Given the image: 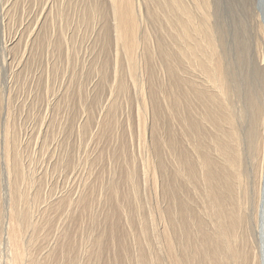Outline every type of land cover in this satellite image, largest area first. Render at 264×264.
I'll list each match as a JSON object with an SVG mask.
<instances>
[{
    "label": "bare ground",
    "instance_id": "obj_1",
    "mask_svg": "<svg viewBox=\"0 0 264 264\" xmlns=\"http://www.w3.org/2000/svg\"><path fill=\"white\" fill-rule=\"evenodd\" d=\"M105 1L107 6L104 5V7L101 0H86L84 2L86 6L80 9H86L81 20L90 23L92 33L98 28L94 35L95 44L108 40L105 43L106 46H104V42L102 43L103 50L108 49L109 42L115 46L112 82L110 84V96L112 94L113 96L109 98L106 104L103 103L104 101L102 102L104 106H101L102 111L99 118L97 116L96 119L89 112V115H86L82 122L80 121L81 123L79 122L80 127H78L80 129H78L83 134L88 133L90 123L94 121L96 128L94 131L92 129L93 132L91 131L92 137L101 140L106 132L110 133L107 130L115 124L111 122L114 121L115 112L119 106L117 99L115 101V96L123 95L129 86L132 88L140 102L137 117L138 137L139 144L145 150L142 163L140 161L141 171L139 169V172L142 174L144 183L147 182V179L150 181L151 191L155 194V208L160 228L158 231L155 229L150 239L145 234L148 228L140 225L142 219L138 217L139 233L131 235L130 249L126 246L125 235H120L119 223H122L121 218L124 217L126 220L123 221L124 224H131L132 222L131 214L129 215L127 211L129 203H131L129 195L133 194V200L136 202V194L141 189L138 188L140 180L137 182V167L134 165L136 160L129 157L130 161L126 158L128 156L123 157L128 152L126 153L123 145H116L114 148L112 147L113 160L121 157L126 159L125 162L123 161L125 166L123 172L118 171L122 175L118 177L119 173L114 167L108 169L109 180L105 185V190L103 189V181L98 180L96 187L99 190L95 199L93 198V203L91 197L94 193L84 189L78 191L76 197L70 199V204L74 210L83 212L80 213L79 217L85 215V212L90 210L94 203L103 205L102 221L107 228L105 226V228L103 227L104 230L102 228L103 231L96 235L89 233V235L87 234L88 237L84 238L86 246L89 247L88 250L84 249L89 253V259L87 258L85 263L90 264L93 260L97 261L102 252H106L105 249L109 247L112 251V260L106 261V264H111V261L114 264H119L122 255L125 258L124 264H264V101L262 98L260 100V97L257 98L253 92L251 96H245L244 103L240 99L233 100L232 96L236 95V88L232 90L231 81L226 72L225 53L222 46L223 37H221L217 25L210 20L211 1ZM254 1L256 3V0ZM19 4L20 0H14L11 8ZM57 6L54 7L55 11ZM78 11L80 12V10ZM63 13L59 7L57 14L61 17ZM151 19L160 21L158 31L155 30L157 33L148 29L149 25H145L141 30L142 32L140 31L141 34H138L141 23L145 21L149 23ZM255 22L258 65H260L257 70V77L264 84V14L261 17L258 10L255 12ZM52 33L51 31V37L49 31L44 29V24L42 22L38 24L37 21L35 28L30 33L32 34L30 46L34 47L45 41L47 46L50 47L51 45L53 50H57L62 43L58 37L62 35V25L59 27L57 35L55 32ZM5 62L6 58H4ZM105 63L103 60L102 64ZM101 67L105 68V65ZM156 67L159 69L156 70ZM100 69L98 68V73H102L99 72ZM99 75H101L100 82L106 85L108 80H105L104 74ZM124 77L127 79V83ZM78 83L80 84V82ZM96 86L94 85V88ZM236 87L238 95L239 89L238 86ZM263 95L264 91L262 92ZM165 114L168 115L171 122L170 127L160 123V119L164 118ZM128 116L130 115L128 114ZM256 123L261 125V129L258 131L254 128ZM55 126L58 125L55 124ZM14 127L10 116H7L0 140L4 160L2 162H4L5 173L7 174L5 175L9 185L7 188L9 190L7 223H5L7 226H3L6 228L4 233H6V248L9 253L5 262L8 264H38V259L33 256L35 251L33 249H37L36 240L40 238V227L48 224V213L55 210L65 200V196L59 195L52 198L50 196L35 219L28 217V210L23 207V204L27 203V190L20 189L18 183L24 181L25 184L27 182L29 185L34 181V178L31 179V176L26 178V171L23 168L19 151L20 138ZM131 136L133 135L131 134ZM52 137L54 136L52 135ZM107 148L109 149V147ZM88 149L90 150V148ZM62 150L64 149L62 148ZM68 152L70 151L68 150ZM246 153L249 159L253 157L255 161L256 158L255 165L257 166L251 176L253 179L250 187L253 198L249 230L248 217L244 212V205L249 196V187L245 181L247 173L244 167ZM92 155L94 156V153ZM97 155L99 161L101 154ZM165 159L168 160V165ZM102 166H100L101 169ZM26 170L29 171V169ZM140 183L142 184V182ZM91 193L93 194L91 195ZM33 199H37L36 193ZM0 205H2V201ZM0 209V211L4 210ZM133 214L135 213L133 212ZM90 217L92 218V216ZM3 218L6 219V216ZM87 219L89 218L87 217ZM2 221L4 220L2 219ZM150 222L153 225L154 218L151 217ZM69 225L71 226V223ZM66 226L68 225L66 224ZM23 228L31 229V234L28 240L25 239V242L21 239L23 238L21 237ZM58 234L59 238L55 242L53 240L54 244L50 246L49 243L50 247L45 252V257L41 259L40 264H50L64 259L67 264H76L78 261L77 254L81 250L76 249L75 233L64 229ZM154 244H156L155 249ZM80 247L81 245H79Z\"/></svg>",
    "mask_w": 264,
    "mask_h": 264
},
{
    "label": "rangeland",
    "instance_id": "obj_2",
    "mask_svg": "<svg viewBox=\"0 0 264 264\" xmlns=\"http://www.w3.org/2000/svg\"><path fill=\"white\" fill-rule=\"evenodd\" d=\"M85 1L84 0H20L19 5H16L15 7L11 8L14 0H0V140L2 139L6 118L7 116H10V120L12 124L14 123L15 126L14 129L17 132L18 137L20 138L19 151H20V157L22 158L20 159L21 162L22 161L24 162V163L22 162V164L24 166L23 168L26 171V175H27L26 178H29L30 176L32 177L31 179L34 178L33 181L34 183L31 182L29 185L27 184V182L25 184L24 181H22L24 184L21 181H19L18 183L20 189H22L23 191L27 190L26 191L27 203L23 204V207L28 210V217L30 219L31 218L35 219L40 214L41 212L40 209H42L43 205L45 204V201L49 199L50 196L51 198L59 195L65 196V200L62 203H60V205L55 210H52L51 212L48 213L49 216L48 224H45L44 227L42 228L40 227L39 230L40 238L36 240L37 249H33V251L35 250L34 253L32 251V253L34 254L33 256H35L36 259H38V264H40L41 259L45 257V252L48 250V248L52 246L54 242L59 238L58 232L60 233L64 229H68L72 233L73 232L75 233L76 249L78 248V250H81L77 254L78 261L80 260V262L77 261L78 263L76 262V264H86L85 262L89 259V253H87L88 251H84V249L88 250L89 247L86 246L85 239L88 237L89 233L92 235H96L98 232L103 231L106 226V224L104 225L102 221L103 220L102 215L104 212L102 211L103 205H101V203L99 204L94 203V205H92V208H90V210H87V212H85L86 213L85 215L79 217L80 213L83 212L80 211L77 212V210H74L73 206L70 204V199L76 197V195L79 193L78 191L84 189L87 192L94 193V194L91 193V195L93 194V196L91 197L93 203L95 196L97 195V192L99 190V188L97 189L96 187L98 184L97 181L100 179L103 181L104 183L103 189L105 190V185L109 180L108 169L114 167L116 168L117 173L119 172L122 173L125 168L123 161L124 162L126 161V159L123 157L126 156H128L126 157L128 160L131 157L133 158V160H136L134 162L136 164L134 165L137 167V173H138L137 182L140 180L139 181L140 186L138 188L141 190H139L140 193L138 191V194H136V202L133 200L132 197L133 194H131V196L129 195V197H131L129 198V201L131 203H129L130 205L128 206L127 211L129 212V215L131 214L130 219L132 222L131 224H124L123 221L126 220L124 219V217L121 218L122 223H119V228L121 229L120 235L121 236L125 235L124 239L126 246H128L127 248L130 249L131 235H133L134 233L137 234L139 233V228H138L139 224H137L138 217L142 219L140 220V225H142L146 229L148 228L145 234L150 239H151V234L155 231V229L158 231V229L160 228L159 227L160 223L155 208V194L151 191L150 181L147 179V182L144 183L142 180L143 179L142 174L139 172V169L141 171L140 161L142 163V157L145 154V150L139 144V137H138L139 124L137 122L138 121L137 117H138V110L140 108V102L137 99V96L132 90V88L129 86V89L123 95L115 96V101L117 99V104H119V106H117L114 121H111L112 124L115 123L113 124L114 128L112 127L111 129L107 130L110 131V133L106 132V134L101 140L94 139L92 137V132L96 128L95 124L93 123L94 121L90 123L91 126L88 132L89 134L88 133L83 134L79 130L82 119L86 115H89V112L90 114L92 113V116L95 117L96 119L97 116L99 118L100 113L102 111L101 106L103 107L104 106L103 103L106 104L109 98L113 96V94L112 96H110L111 94L110 84L112 82V73H113L112 62H114L113 56L115 54V46L112 45V42H109L110 44L108 45L109 51L107 48L103 50V47L106 46L105 43L108 42V40H106V42L103 41L104 43L102 42L104 46L102 43L99 42L95 44L94 35L98 31V28L95 29L94 33H92L90 23L85 22V20H81L83 12L86 11V9L81 10L86 6L84 5ZM210 1H211L210 20H212V22H214L217 25L221 37H223L222 46L224 49L223 51L225 53L226 72L229 75L232 90L236 88V95L232 96L233 100L236 101L237 99H240L241 102L244 103L245 98L247 96H251L254 93L257 96V98L260 97V100L263 99L264 101L263 98L264 95L262 96V92L264 91V84H262L261 81H259L260 79L257 77V70L260 67V65H258L259 59H258V51L256 47L257 30L255 29L256 27L255 12H257L258 10L261 17L263 16L264 0H256V3L254 0L252 1L251 0H210ZM101 2L103 6L106 5L105 0H101ZM56 5H58L57 10L59 9V7H61V10L64 12L62 15L63 17L61 16L62 18L60 17L59 14H57V10L55 11L54 7H56ZM78 10H80V12ZM37 21L38 24L39 23L41 24V22L42 24H44V29H46V31H49L50 35H51V31L53 32L52 34H54L55 32L57 35L59 27H61L62 25V35L58 36L59 40H61L62 43L57 50L56 49L53 50V46L51 45L50 47L47 46L45 41L41 42L39 44L40 46L39 45L34 47L30 46L32 44V38H31L32 34L30 33L35 28V24L37 23ZM159 23L160 21L158 20L153 21L152 19L149 21V23L148 21L141 23V28L139 29L138 34H141L142 32L141 30H143L145 25L147 26L149 25L148 29L152 30V32L158 31ZM159 33L161 36L162 34L160 31ZM101 49L102 51H100ZM4 58H6L5 63H4ZM100 58L102 59L101 61ZM103 60L104 62H106L105 64H102ZM93 62L96 64H94ZM92 65L94 66V68ZM104 65L105 68H102L101 66L104 67ZM100 67L102 70L100 69ZM98 68L100 69L99 72L102 73L97 72ZM157 69L159 68L156 67V70ZM16 72L18 73V76H16L17 74ZM99 74L102 75L104 74L103 77H105V80L106 79L108 80L106 85L100 82L101 75ZM124 79L127 83V79L125 77ZM77 81L80 82L81 86ZM94 85L95 86L97 85L99 89L97 86L95 87L96 88L95 89ZM236 86H238L239 89L238 95H237ZM101 87L102 90H100ZM78 90L80 93L78 92ZM96 91H99V93H96ZM68 92L71 96L67 94ZM97 96L99 97V99ZM84 98L87 99L85 100ZM68 107L71 109H69ZM128 114L130 116H128ZM52 121H54L55 123ZM70 122L72 125L70 124ZM166 122L169 124L167 125ZM160 123L162 124L164 123L165 126L170 127L171 122L168 118V115L165 114L164 118L160 119ZM55 124H57L58 126L56 127ZM243 126H245V124H243ZM254 128L257 129L258 131L259 129H261V125L259 123L258 124L256 123ZM60 131L61 134H59ZM131 134L133 136H131ZM52 135L54 137H52ZM92 141L94 142L93 143L94 146L92 144ZM116 145H120V146L123 145L124 150L126 149V153L127 152L128 153L125 156L122 155L123 157L121 158L118 159L115 158L113 160L114 157L112 155L113 154L112 150ZM107 147H109V149L111 150V154H110V150ZM1 148H2V144L0 141V186H1L0 204L2 201V205H0V208H2V210L4 209L3 210L4 212L0 211L1 214L0 215L1 217L0 218L1 219L0 220V264H8L7 262H5L7 261L6 259L9 253H8V249L6 248L7 240H5L6 233L4 232H6L5 227L7 226V224L5 223H7V208H8V199H9V190L7 188L9 187V185L7 181L8 178L6 176L7 174L5 173L6 171H5L4 162H2L4 160H3V153ZM62 148L64 150H62ZM88 148H90V150ZM60 150H62V152H60ZM68 150L70 152H68ZM93 153L94 156L92 155ZM104 153L106 155L109 154L110 156L109 155L106 156ZM97 154H101V158L99 155V161L97 158L98 156ZM246 155L244 159V167L246 171L245 170L244 171L247 173V177L245 181H247L249 187V196L246 199V203L244 205L245 207L244 212L245 215L248 217L247 223L249 230V226L251 225L249 220L252 211V198H253L252 188L250 187L252 184L251 180L253 179L251 176L253 175L254 170L256 169L257 166L255 165L256 158L254 161L253 157L249 159L248 155L247 157ZM136 156L139 158H137ZM165 161H167V165H168V160L165 159ZM88 162L90 163L88 164ZM111 162L114 164H112ZM100 166H102V169ZM120 168H122L121 171ZM26 169H29V171ZM121 173L118 174V177L122 175ZM139 175H141V177H139ZM140 182H142V184ZM39 184L40 186H38ZM34 192L37 195L36 200L33 199V196L35 195ZM29 194L31 195L29 196ZM31 198L32 200H30ZM139 202L141 203L139 204ZM133 212L135 214L132 215ZM117 214H119V212H117ZM5 216L6 219L3 218ZM90 216H92V218ZM131 216L135 219L136 222ZM87 217L89 219L86 220ZM151 217L154 218L153 225H151L150 222ZM2 219L4 221H2ZM82 221H84L83 224ZM70 223L71 226L69 225ZM66 224L68 226H66ZM64 226H66L67 228ZM43 231L46 233H44ZM251 232H252L251 235L253 237V231L251 230ZM21 234H22L21 237H23L21 239H23L25 242L26 240H28L29 235L31 234V229L23 228ZM83 234L86 235L84 236ZM24 236L26 237L24 238ZM79 245H81L80 248ZM155 245L156 244H154V249H155ZM110 250L111 248L107 247L105 251L106 252L109 251V253L103 251L97 261L96 260L92 261L91 258L92 262L90 264H96L97 262L98 264L100 263L106 264L108 261L110 262V259L112 260L111 257L112 251ZM41 255H43V257H41ZM122 256L119 260V264H124L125 258L124 256L123 257ZM39 257L41 258L39 259ZM50 264H67V261L64 259L62 261L53 262ZM111 264H114L113 261H111Z\"/></svg>",
    "mask_w": 264,
    "mask_h": 264
}]
</instances>
